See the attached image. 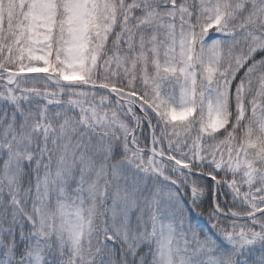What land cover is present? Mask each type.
<instances>
[{"label":"snow or ice","instance_id":"1","mask_svg":"<svg viewBox=\"0 0 264 264\" xmlns=\"http://www.w3.org/2000/svg\"><path fill=\"white\" fill-rule=\"evenodd\" d=\"M0 264H264V0H0Z\"/></svg>","mask_w":264,"mask_h":264}]
</instances>
